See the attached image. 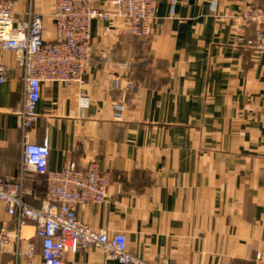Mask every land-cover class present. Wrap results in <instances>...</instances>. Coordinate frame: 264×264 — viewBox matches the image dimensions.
Wrapping results in <instances>:
<instances>
[{"label":"crops","instance_id":"0c3cea01","mask_svg":"<svg viewBox=\"0 0 264 264\" xmlns=\"http://www.w3.org/2000/svg\"><path fill=\"white\" fill-rule=\"evenodd\" d=\"M11 1L15 18L41 15L45 40L54 39L56 0ZM92 1L109 9L112 0ZM248 9L264 10V0H158L148 42L119 21H93L95 62L84 85L41 88L26 141H47L49 171L67 161L79 170L99 165L110 179L108 202L77 217L95 231L124 234L128 252L146 264H241L256 255L264 264V52L254 48L258 27L238 22ZM0 66V175L16 178L23 76L14 53L0 52ZM117 76L135 85L121 122L109 86ZM24 187L25 202L38 208L45 177L30 173ZM1 230L12 237L0 264H42L39 240L31 263L15 255L16 225L2 204ZM20 239L24 252L34 239L30 224ZM64 264L116 263L91 248L67 252Z\"/></svg>","mask_w":264,"mask_h":264},{"label":"built area","instance_id":"2783aa9c","mask_svg":"<svg viewBox=\"0 0 264 264\" xmlns=\"http://www.w3.org/2000/svg\"><path fill=\"white\" fill-rule=\"evenodd\" d=\"M158 0H112L109 9L94 7L92 0H56L52 14L54 39L44 38L42 16L29 10L25 20L15 18L14 3L0 0V52L14 53L23 76V103L18 116V128L22 134L19 175L6 178L0 175V204L16 225L15 255L32 262L35 240L40 241L42 264H64L67 252L77 253L96 248L105 261L116 264H146L128 252L124 234L108 235L95 231L79 221L77 213L88 206L108 202L110 179L101 173L99 165L89 163L79 170L67 161L59 171L48 170L49 149L47 141L31 144L26 141L29 131L35 128L37 106L41 88L47 84L83 86L86 75L94 67L92 54L91 23L93 21H119L134 38L144 42L151 39V25L155 20ZM241 26L256 25L259 34L254 48L264 52V10L248 9L238 16ZM108 63V59H101ZM119 69L131 71L128 63L117 64ZM6 69L0 66V84ZM111 91L118 94L113 105V120L121 122L127 99L134 91V83L127 78L112 77ZM82 101H86L80 93ZM45 177L46 192L38 208L25 202L29 194L24 187L28 174ZM30 224L34 239L20 251V230ZM11 233L0 231V248L11 242ZM255 260L241 264H259ZM161 264H175L163 261ZM229 264V263H222Z\"/></svg>","mask_w":264,"mask_h":264},{"label":"rangeland","instance_id":"374dc122","mask_svg":"<svg viewBox=\"0 0 264 264\" xmlns=\"http://www.w3.org/2000/svg\"><path fill=\"white\" fill-rule=\"evenodd\" d=\"M257 256V255H256ZM260 256V255H259ZM256 258V257H255ZM254 261V260H253Z\"/></svg>","mask_w":264,"mask_h":264}]
</instances>
